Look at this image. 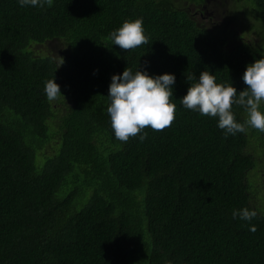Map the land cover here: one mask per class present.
<instances>
[{"label":"trees","instance_id":"1","mask_svg":"<svg viewBox=\"0 0 264 264\" xmlns=\"http://www.w3.org/2000/svg\"><path fill=\"white\" fill-rule=\"evenodd\" d=\"M231 1L252 27L264 20V0ZM187 2L0 0V264H264V205L249 195V183L261 189L249 146L264 150V132L225 136L180 102L186 76L203 70L243 90L264 48L197 25ZM136 18L148 42L112 45L111 31ZM50 43L67 56L52 58ZM126 67L176 76L174 121L146 127L143 141L117 139L107 113L111 77ZM54 75L62 94L49 100ZM243 207L258 215L234 219Z\"/></svg>","mask_w":264,"mask_h":264},{"label":"clouds","instance_id":"2","mask_svg":"<svg viewBox=\"0 0 264 264\" xmlns=\"http://www.w3.org/2000/svg\"><path fill=\"white\" fill-rule=\"evenodd\" d=\"M50 0H18L24 6L44 7ZM112 45L123 50L136 48L148 42L142 18L127 19L110 33ZM189 84L186 94L180 98L185 109L198 112L202 116L217 118V126L227 135L244 132L246 126L264 132V54L254 62L247 64L242 79L246 87L237 91L233 84L217 83L215 76L203 70L198 77L195 73L186 76ZM45 94L49 100L62 94L56 77L46 80ZM176 83L174 73L149 74L126 67L122 74L111 77L107 100V113L111 127L117 139L127 142L130 137L143 141L147 137L144 129L150 126L153 130H163L170 126L175 118L176 104L173 97V86ZM239 105L246 112V119H236L233 106ZM233 218L251 221L258 215L254 209L243 207L234 209ZM255 231L256 226L250 225ZM167 264H173L171 260Z\"/></svg>","mask_w":264,"mask_h":264},{"label":"rangeland","instance_id":"3","mask_svg":"<svg viewBox=\"0 0 264 264\" xmlns=\"http://www.w3.org/2000/svg\"><path fill=\"white\" fill-rule=\"evenodd\" d=\"M223 2L224 7H221V5H218V0H209L210 2V9L212 8L213 5L218 6V12L221 13L224 8L230 7V9H228V15H227V19H228V23H229V28L228 30L235 34L236 36H241L244 38H247L248 40L250 39L252 43L255 44H259L260 46H262L264 48V20L258 19L257 17H254V19L258 22V24H255L254 27H252L253 22L250 20L248 21H244L243 18V14L241 12H238L236 10V8L233 7L232 5V1L231 0H227V3H224L223 0H221ZM251 4V8L253 10L256 9V6L254 5V3L252 2H243L244 5L246 4ZM188 8H192L191 5L187 6ZM191 12H193V10L191 9ZM251 26V27H250ZM209 27V26H206ZM209 30H212L211 28H208ZM244 30H246L249 34H247ZM249 30L251 31V33L249 32ZM46 47L49 49L51 57L52 58H63L67 56V52L65 50V47L61 44H57V43H50L48 45H46ZM263 50V49H262ZM262 54H264V52H262ZM59 107H62L61 105H58ZM53 145V143L48 144V148H50ZM249 148L253 149L252 152L253 156H255L256 160L259 161V167L258 168V164H256L255 168H254V172L256 175V180H255V184H257L261 189H262V194L264 196V150L262 148H260L259 146H252ZM252 171H250L247 175V179L249 182V177L251 176ZM250 189H249V195H251L252 197L255 196L256 198H259L261 201H259L258 203H255L252 200V205L254 207L257 208H263L264 205V200L261 196V191L255 189L251 183H249ZM257 193L254 195V192ZM261 214H264V210L261 211Z\"/></svg>","mask_w":264,"mask_h":264},{"label":"flooded vegetation","instance_id":"4","mask_svg":"<svg viewBox=\"0 0 264 264\" xmlns=\"http://www.w3.org/2000/svg\"><path fill=\"white\" fill-rule=\"evenodd\" d=\"M177 1V0H176ZM189 0H185L187 2ZM193 1V2H192ZM191 1V4L187 2V5H191L192 8H188V13L191 19H193L197 25L202 26H210L213 30L218 32H230L228 30L229 23L227 19L228 9L224 8V10L219 13L218 6L213 5L210 9L209 0H205L202 2ZM218 4H220L218 0ZM191 9L193 12H191Z\"/></svg>","mask_w":264,"mask_h":264}]
</instances>
